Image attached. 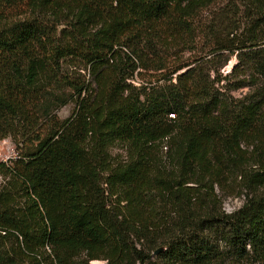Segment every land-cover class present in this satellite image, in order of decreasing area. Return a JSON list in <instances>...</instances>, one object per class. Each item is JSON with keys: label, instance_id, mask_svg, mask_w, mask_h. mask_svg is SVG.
<instances>
[{"label": "trees", "instance_id": "obj_1", "mask_svg": "<svg viewBox=\"0 0 264 264\" xmlns=\"http://www.w3.org/2000/svg\"><path fill=\"white\" fill-rule=\"evenodd\" d=\"M217 1L0 0V264H264V0Z\"/></svg>", "mask_w": 264, "mask_h": 264}, {"label": "rangeland", "instance_id": "obj_2", "mask_svg": "<svg viewBox=\"0 0 264 264\" xmlns=\"http://www.w3.org/2000/svg\"><path fill=\"white\" fill-rule=\"evenodd\" d=\"M227 1L228 0H218L217 3L215 4V7L211 8V12L213 14H211V15L204 14L203 15L204 16L202 18L203 22L204 23L211 22V24H213L215 21H217L218 17H219L218 15L221 13L220 11L223 10V7L226 5ZM207 25H210V24H207ZM243 28H244V26L241 25L240 29H243ZM208 41H209L208 36H205V37L200 36V38L198 39L197 49L195 50V52L187 53L185 56L189 57L190 60H192L193 58H200V57L204 58V57H206L205 55H207L209 50L211 49ZM225 62H226L225 65L221 69V71L223 73L229 72L231 70V68L237 64L238 59L236 58V56L234 54V55L228 56L227 60ZM240 68H238V70L234 74V76H237L238 78L242 77V74H243L242 72H240V70H241ZM75 69L76 68L73 66L68 65V67H67V65H64L63 72L68 74L71 78H76V76L79 75L78 79H82V80L86 81V83H88L90 85V88L92 90H95V86L93 83H90V78L87 75L86 71L85 70H75ZM211 73H213V72H211ZM155 78H157V77L151 78L148 76H144L143 80L144 81H149V80L155 81ZM133 84L136 85L135 83H133ZM162 84H163V82H158V85H162ZM246 91H247L246 88L238 89V90L232 91L230 95L232 96V98L234 100H237V99L242 98V96H244ZM52 94L53 95H61L64 98L69 99L67 104L60 106L59 108H57L56 110H54L52 112L55 119L58 121H62L64 119L70 117L73 110L75 109V97L70 99L71 91L68 89H65V90L55 91ZM40 124H41V126L39 128L40 133H42L43 131H45V129H47L49 126L52 125L51 123H49L46 120H41ZM17 141H18L17 148L14 145V140H12L10 138H5V139L0 141V161H8V159L16 158L17 155H19L21 152L25 151L28 144L22 143L20 140H17ZM109 154L111 157V161L114 163L124 161V159H125V151L119 144H115L113 147H111L109 149ZM0 183H2L1 177H0ZM216 192H217L218 198L220 200L221 208L225 213L234 212L238 208H240L243 204V201H244L243 195L241 194V191L238 187L229 188L227 190H216ZM138 247L139 246H137L136 248L138 249ZM151 256H152L151 261H155L156 260L155 254H151ZM227 261L224 264H227L228 263ZM103 263H104V261H102V260H94L91 262V264H103ZM233 264H259V263H253L251 260H244V261H240V262H234Z\"/></svg>", "mask_w": 264, "mask_h": 264}]
</instances>
